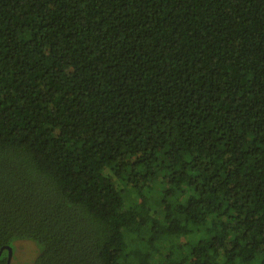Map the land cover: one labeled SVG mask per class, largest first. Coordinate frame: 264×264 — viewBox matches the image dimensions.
Listing matches in <instances>:
<instances>
[{"label": "trees", "instance_id": "obj_1", "mask_svg": "<svg viewBox=\"0 0 264 264\" xmlns=\"http://www.w3.org/2000/svg\"><path fill=\"white\" fill-rule=\"evenodd\" d=\"M17 240L264 264V0H0V264Z\"/></svg>", "mask_w": 264, "mask_h": 264}, {"label": "rangeland", "instance_id": "obj_2", "mask_svg": "<svg viewBox=\"0 0 264 264\" xmlns=\"http://www.w3.org/2000/svg\"><path fill=\"white\" fill-rule=\"evenodd\" d=\"M38 253L36 245L29 240H17L13 243L11 264H31Z\"/></svg>", "mask_w": 264, "mask_h": 264}, {"label": "water", "instance_id": "obj_3", "mask_svg": "<svg viewBox=\"0 0 264 264\" xmlns=\"http://www.w3.org/2000/svg\"><path fill=\"white\" fill-rule=\"evenodd\" d=\"M6 249H7V251H8V255H7V264H9V262H10V258H11V254H12V251H11V247H6ZM2 250H3V248L0 249V253H1Z\"/></svg>", "mask_w": 264, "mask_h": 264}]
</instances>
